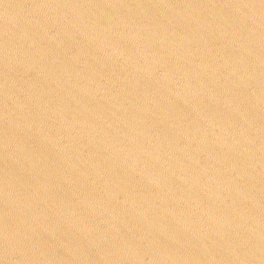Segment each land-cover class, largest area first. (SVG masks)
Masks as SVG:
<instances>
[{"label":"water","instance_id":"water-1","mask_svg":"<svg viewBox=\"0 0 264 264\" xmlns=\"http://www.w3.org/2000/svg\"><path fill=\"white\" fill-rule=\"evenodd\" d=\"M0 264H264V0H0Z\"/></svg>","mask_w":264,"mask_h":264}]
</instances>
